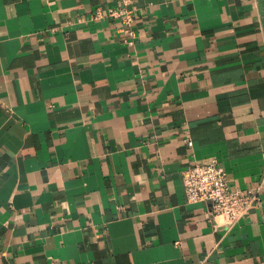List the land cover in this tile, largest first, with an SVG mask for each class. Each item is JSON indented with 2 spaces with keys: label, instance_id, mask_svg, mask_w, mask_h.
<instances>
[{
  "label": "crops",
  "instance_id": "1",
  "mask_svg": "<svg viewBox=\"0 0 264 264\" xmlns=\"http://www.w3.org/2000/svg\"><path fill=\"white\" fill-rule=\"evenodd\" d=\"M119 7L0 0V264H264V0H132L133 43ZM212 161L259 190L230 229Z\"/></svg>",
  "mask_w": 264,
  "mask_h": 264
},
{
  "label": "built area",
  "instance_id": "2",
  "mask_svg": "<svg viewBox=\"0 0 264 264\" xmlns=\"http://www.w3.org/2000/svg\"><path fill=\"white\" fill-rule=\"evenodd\" d=\"M121 4L116 10L108 13L121 24V32L124 33L130 43L135 39L133 30L135 17L128 9L132 0H115ZM100 17V13H96ZM187 145L191 146L189 140ZM185 198L188 204H208L210 217L214 220V228L219 225L216 218L223 220V226L230 229L247 213L255 208L259 201V190H232L228 184L223 167L217 161L206 165L188 167L181 174Z\"/></svg>",
  "mask_w": 264,
  "mask_h": 264
}]
</instances>
